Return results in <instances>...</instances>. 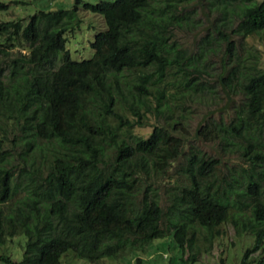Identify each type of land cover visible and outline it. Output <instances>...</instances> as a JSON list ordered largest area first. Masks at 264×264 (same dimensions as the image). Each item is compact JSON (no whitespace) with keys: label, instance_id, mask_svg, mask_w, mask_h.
I'll return each mask as SVG.
<instances>
[{"label":"trees","instance_id":"obj_1","mask_svg":"<svg viewBox=\"0 0 264 264\" xmlns=\"http://www.w3.org/2000/svg\"><path fill=\"white\" fill-rule=\"evenodd\" d=\"M198 3L84 2L104 28L80 59L64 46L76 4L0 17V262L56 264L71 249L89 262L136 252L134 264L165 241L191 264L197 239L209 245L229 223L235 236H253L239 262L249 264L264 241V68L223 24L236 18L232 33L264 38V0H207L220 11L210 33L222 47L206 31L188 50L173 30L198 24ZM215 50L223 103L187 132L214 91L203 73ZM147 124L146 135L134 130ZM18 233L15 260L7 250Z\"/></svg>","mask_w":264,"mask_h":264},{"label":"rangeland","instance_id":"obj_2","mask_svg":"<svg viewBox=\"0 0 264 264\" xmlns=\"http://www.w3.org/2000/svg\"><path fill=\"white\" fill-rule=\"evenodd\" d=\"M8 3L6 12L0 10V17L7 18L9 16L24 17L32 13L36 9L53 10L57 8H70L73 4L77 5L76 13L79 18L77 28L72 31L65 40L64 46L69 51V55L73 59L86 58L91 55L92 49L89 45V41L93 38L96 31L104 28V22L100 14L89 11L83 8L84 2H94L97 0H78L74 3V0H0ZM258 1V0H257ZM201 3L195 5V11L193 16L198 24H187V27L182 26L173 30L174 38L181 45H187L188 50H195L194 42L200 38L206 31H209L210 38L209 45L212 48L222 47V41L218 39V35L213 32L210 33L213 28V23H218L221 19L218 17L220 11L210 9L206 7L207 0H201ZM230 6V5H228ZM236 18L230 21H226L223 24L227 32L233 37L234 42H241L244 48H255L257 54V63L260 67L264 68V38L258 35L252 34L245 37H239V35L232 33ZM69 34V33H67ZM13 50L16 52V47L10 49V55H13ZM23 51V49H21ZM215 53L205 54L204 57L207 60L205 67L206 72L203 73L205 82L210 85L213 92H206L207 94L200 102H197L199 106V112L196 110L193 116L188 117L187 120V132L192 130L199 120L201 113H204L207 109L215 108L219 103H223L222 92L218 89L216 81V74L219 68V51L215 50ZM218 96V97H217ZM215 99V102H212ZM149 124L135 127L134 130L143 135H146L150 130ZM202 147L207 148L206 142L199 143ZM225 234L213 237L210 244L206 241L197 239V244L200 246L202 253L199 258L191 264H239L244 249L251 245L253 242V236L240 235L235 236L233 227L227 223L224 224ZM225 235V237H223ZM199 236V233H198ZM200 237V236H199ZM223 237V238H222ZM25 236L22 233L15 234L12 240L9 242V250H7L12 259L18 260L21 257L22 247L24 244ZM164 242L152 241V244L146 247V250H141L138 255L142 257L141 263L134 264H180L177 262V251L172 245H167ZM207 247L206 250H203ZM168 254V257L162 258L160 254ZM187 255V250L183 253V257ZM137 256L136 252L128 253L124 256H105L100 262H89L85 258L75 255V253L68 249L59 258L56 264H133L131 259ZM171 256V257H170ZM264 258V241L258 250L252 252L249 256V264H254L259 258ZM0 264H4L0 262Z\"/></svg>","mask_w":264,"mask_h":264},{"label":"clouds","instance_id":"obj_3","mask_svg":"<svg viewBox=\"0 0 264 264\" xmlns=\"http://www.w3.org/2000/svg\"><path fill=\"white\" fill-rule=\"evenodd\" d=\"M96 13V12H95ZM99 14V13H98ZM102 17V16H101ZM103 19V18H102ZM67 33H69V34H67ZM72 32H69V31H66V33H65V36H66V38L68 37V35H70Z\"/></svg>","mask_w":264,"mask_h":264}]
</instances>
